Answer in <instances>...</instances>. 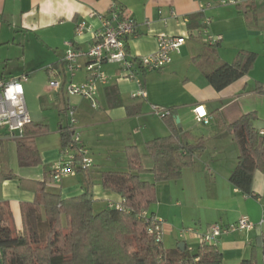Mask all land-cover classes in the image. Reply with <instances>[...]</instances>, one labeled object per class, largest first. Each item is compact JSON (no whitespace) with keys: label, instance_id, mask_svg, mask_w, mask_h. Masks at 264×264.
<instances>
[{"label":"crops","instance_id":"1","mask_svg":"<svg viewBox=\"0 0 264 264\" xmlns=\"http://www.w3.org/2000/svg\"><path fill=\"white\" fill-rule=\"evenodd\" d=\"M113 4L136 20L137 32L128 38L133 55L155 52L160 35L183 36L185 43L166 67L138 69L148 93L145 99L132 97L138 88L135 80L121 76L116 64L105 63L109 82L99 86L94 108L88 99L67 91L69 83L85 82L86 69L71 75L63 59L68 43L84 50L94 43L103 28L98 14L109 16ZM82 21L86 30L79 34L76 27ZM207 32L221 35L222 40L205 44ZM241 50L258 53L251 70L224 89H215L207 73L223 62H233ZM24 74L32 123L46 125L48 131L35 138L40 164L24 166L19 162L17 138L0 127L1 215L17 231L23 230V205L35 201L42 182L63 199L88 193L93 207L97 202H104V208L121 202L117 192L103 185L102 173L127 171L128 147L136 146L146 159L147 142L174 131L153 112V105L173 110L175 127L189 134L188 143L204 142V149L180 178L156 184L152 210L161 220L162 239H175L177 245L185 242L186 249L196 251L199 234L216 223L261 220L264 174L255 171L251 194L230 181L239 146L227 124L241 113L254 112V125L264 132V93L257 90L258 84L264 88V0H0V80ZM51 80H58V87L51 86ZM68 104L77 107L82 139L94 165L56 182L51 169L60 159ZM197 107L207 113L208 123L198 120ZM189 228L195 231H186ZM257 239V228L222 235L217 242L222 254L218 264L249 259L264 264Z\"/></svg>","mask_w":264,"mask_h":264},{"label":"trees","instance_id":"2","mask_svg":"<svg viewBox=\"0 0 264 264\" xmlns=\"http://www.w3.org/2000/svg\"><path fill=\"white\" fill-rule=\"evenodd\" d=\"M206 44V43H205ZM209 45V44H208ZM213 46V45H212ZM256 52L241 50L233 62H223L207 73L217 90L242 78L251 70ZM2 77H0L1 79ZM257 90L264 93L262 84ZM164 119L174 131L147 142L146 159L136 146L127 148V171H105L102 183L117 192L123 209L106 207L95 211L88 193L63 199L40 184L36 199L22 207L23 230L17 231L5 221L0 210V264H218L221 251L217 243H201L196 251L178 247L166 250L163 240L151 233L156 214V184L175 180L194 163L204 142L188 143L189 134L175 127L173 110ZM257 114L241 113L227 127L235 135L239 156L230 181L251 194L256 170L264 174V133L254 125ZM42 124L26 125L17 138L19 162L24 166L41 162L36 136L46 133ZM63 145L70 137L61 128ZM151 173V178L144 175ZM264 251V233L262 234ZM242 264H256L253 259Z\"/></svg>","mask_w":264,"mask_h":264},{"label":"built area","instance_id":"3","mask_svg":"<svg viewBox=\"0 0 264 264\" xmlns=\"http://www.w3.org/2000/svg\"><path fill=\"white\" fill-rule=\"evenodd\" d=\"M210 5V4H209ZM102 22V30L91 44L84 50L76 47L74 43H68V48L63 61L65 62L71 75L85 68L88 74L85 82H71L67 87L68 93L78 95L88 99L94 108L98 107V93L101 85L109 82V74L104 68L105 63H113L118 66V70L123 77L133 79L137 82L138 88L132 92L133 98L145 99L148 96L144 80L139 77L138 69L159 70L166 67L173 61V52L180 51L185 43V37L174 35L158 36L157 50L151 54L136 56L128 48V38L136 34V20L124 13L122 8L116 4L111 7V14H98ZM86 30L84 21L77 24L76 32L82 34ZM222 40L221 35L206 33L205 43L209 45L218 44ZM86 60L85 63L82 61ZM53 65L48 70L53 72ZM27 74L20 77L0 80V127L6 128L11 137L21 138L25 134V127L32 122V116L28 111L25 102V90L23 81ZM51 86L59 85L58 80H51ZM202 107L195 110L198 120L209 122L207 113L201 112ZM153 112L164 118L170 113L169 108L153 105ZM77 107L68 104L66 108L67 125L66 129L70 137L62 146L60 159L52 165V176L56 182H61L64 178L75 176L79 171H86L94 165V159L89 149L84 144L82 132L78 123ZM264 133V132H263ZM110 207L123 209L121 202L111 203ZM1 210V205H0ZM257 227H264V211L261 220L256 223L248 218H240L230 224L216 223L210 227L205 234H199L201 243L213 244L224 235L240 230H254ZM151 233L162 239V224L160 218L155 216L152 220ZM186 231H195L189 228Z\"/></svg>","mask_w":264,"mask_h":264},{"label":"rangeland","instance_id":"4","mask_svg":"<svg viewBox=\"0 0 264 264\" xmlns=\"http://www.w3.org/2000/svg\"><path fill=\"white\" fill-rule=\"evenodd\" d=\"M104 205H105L104 202H97L96 204H94V210L95 211H100L101 209H103L105 207ZM155 208H156V206H155ZM163 240H164V238H163ZM163 243H164V247H165L166 250H172V249H175L178 246L177 245V241L175 239H172V238L169 239V240L166 238L163 241ZM259 264H262L261 260H260Z\"/></svg>","mask_w":264,"mask_h":264},{"label":"water","instance_id":"5","mask_svg":"<svg viewBox=\"0 0 264 264\" xmlns=\"http://www.w3.org/2000/svg\"><path fill=\"white\" fill-rule=\"evenodd\" d=\"M180 121V118L177 117V122ZM262 231H261V228L260 227H257V234H258V245L261 246L262 245ZM178 248L181 249V250H185L186 249V244L185 242H180V244L178 245Z\"/></svg>","mask_w":264,"mask_h":264}]
</instances>
